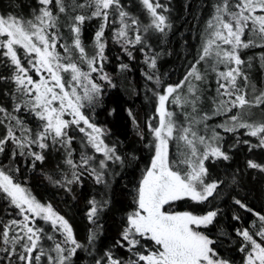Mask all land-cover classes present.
Here are the masks:
<instances>
[{
	"label": "trees",
	"instance_id": "1",
	"mask_svg": "<svg viewBox=\"0 0 264 264\" xmlns=\"http://www.w3.org/2000/svg\"><path fill=\"white\" fill-rule=\"evenodd\" d=\"M245 1L111 0L103 8L98 0H0V18L25 26L47 12L58 59L84 75L82 114L110 149L108 158L98 152L79 125L48 128L18 83L22 71L35 77L30 55L18 47L15 64L0 34V172L64 220L73 237L42 218L29 235L24 214L0 187V264H148L142 257L163 253L130 219L141 213L165 96L169 169L186 180L190 163L209 148L221 156L204 160L196 184L214 185L210 196L170 201L162 213H212L210 224L192 230L208 239L214 260L246 264L257 248L264 251V36L246 25L231 84L221 73L235 67L233 58L208 49L217 23ZM70 77L66 86H76ZM257 126L263 130L254 135Z\"/></svg>",
	"mask_w": 264,
	"mask_h": 264
},
{
	"label": "rangeland",
	"instance_id": "2",
	"mask_svg": "<svg viewBox=\"0 0 264 264\" xmlns=\"http://www.w3.org/2000/svg\"><path fill=\"white\" fill-rule=\"evenodd\" d=\"M98 1L102 7H106L111 0ZM41 2L44 6H48L50 0H41ZM249 22H253L257 31L264 36V0H246L237 15L230 17L229 21L217 23L208 49L215 56L233 58L235 66L221 73L224 82L229 80L231 84L234 79V72L239 63L237 50L242 45V37ZM48 23L49 15L46 11L37 23L29 26L0 18V34L6 37L5 48L8 56L18 65L17 48L20 47L31 57L30 71L33 70L35 77L28 74L29 71H22L18 83L27 89L29 95H32L39 116L44 118L48 128L60 133L71 123L79 125L91 139L95 149L108 158L110 149L103 142L101 130L90 124L82 114L77 87L83 86L84 75L74 66L64 65L58 59L54 50L55 45L46 34ZM66 72L71 73L70 83L74 82L76 86L73 84L71 87H68L69 84L66 86ZM228 87L222 89L227 92ZM171 91L172 88H168L167 95ZM166 98L167 96L162 97L158 105L160 126L154 133L157 140L156 155L141 184L139 199L141 213L130 219V228L139 234L149 235L162 245L163 253L160 255L151 254L142 257L148 264H227L211 258L208 239L192 230L193 226L210 224L214 217L212 213L204 217L162 213L163 205L170 201L179 198L202 201L210 196L215 189L214 185L198 189L196 184L200 183L205 175L204 160L208 156L215 158L221 156L217 147L209 148L200 160H193L190 163V173L186 180L169 169L168 139L172 127L165 119ZM243 103L241 99L238 104ZM262 130L263 126L251 128L254 135ZM262 141L264 142V137ZM0 187L24 214L22 225L29 235L35 234L31 225L34 220L42 218L60 227L66 238L72 242L71 230L64 220L54 214L49 207L36 203L21 187L15 185L1 172ZM246 264H264V251L257 248Z\"/></svg>",
	"mask_w": 264,
	"mask_h": 264
}]
</instances>
